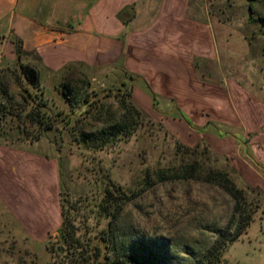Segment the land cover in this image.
Instances as JSON below:
<instances>
[{
    "label": "rangeland",
    "instance_id": "obj_1",
    "mask_svg": "<svg viewBox=\"0 0 264 264\" xmlns=\"http://www.w3.org/2000/svg\"><path fill=\"white\" fill-rule=\"evenodd\" d=\"M188 12L200 29V53L193 63L200 81L209 85V91L201 89L204 96L199 111L189 115L196 122L209 115L219 118L226 137L200 134L183 120L163 116L145 97L141 108L147 119L127 139L92 152L76 139V131L68 132L58 124L57 129L43 134L44 143L51 145L43 143L41 148L59 157L61 185L72 196H101L108 180L135 193L114 224L115 238L138 253L147 254L148 250L157 254L163 264H196L231 218L234 205L221 187L180 178L181 170L196 161V174L207 170L227 173L236 187L244 190L247 201L259 202L251 224L225 246L215 264H264V196L257 193L264 192V167L254 162L251 152L247 157L242 148L245 143L264 164V0H189ZM204 29L209 34L207 41ZM24 61L40 70L51 112H70V129L97 130L122 114L116 94L124 92H118L120 81L129 80L121 67L116 71L76 64L68 71L53 73L32 56ZM7 75V94L14 102L21 101L25 88L38 95L39 90L27 82L20 85ZM64 82L74 88L73 94L78 92L77 101L88 96L89 105L79 106L76 100L73 107L61 103ZM213 86L215 92L209 100L214 108L205 96ZM29 110L27 106L21 116ZM10 124L15 126L9 120L5 127ZM27 127L36 130L32 123ZM8 130L11 136H0L2 141L30 142L16 137V127ZM106 222L103 218L100 227ZM0 239V264L53 262L47 244L57 239V232L50 233L43 243L5 231Z\"/></svg>",
    "mask_w": 264,
    "mask_h": 264
},
{
    "label": "crops",
    "instance_id": "obj_2",
    "mask_svg": "<svg viewBox=\"0 0 264 264\" xmlns=\"http://www.w3.org/2000/svg\"><path fill=\"white\" fill-rule=\"evenodd\" d=\"M188 11L189 0H0V68L16 64L15 40L25 51L23 61L32 56L53 73L76 64L121 67L134 77L132 99L139 108L145 97L153 107L151 90L159 103L155 111L221 139L228 133L219 118L196 122L189 115L199 111L201 89L207 92L209 85L200 81L193 63L200 29ZM211 89L205 96L214 108ZM60 100L67 103L62 95ZM236 140L242 144L240 136ZM43 143L42 138L0 142V233L23 234L36 243L61 224L59 157L41 148ZM242 148L264 167L245 143Z\"/></svg>",
    "mask_w": 264,
    "mask_h": 264
},
{
    "label": "trees",
    "instance_id": "obj_3",
    "mask_svg": "<svg viewBox=\"0 0 264 264\" xmlns=\"http://www.w3.org/2000/svg\"><path fill=\"white\" fill-rule=\"evenodd\" d=\"M261 19L264 22V18L261 17ZM15 53L16 64L13 67L0 68V136L9 138L11 135L8 129L12 130L16 127L18 129L17 138L22 141L28 139L32 142L39 140L45 132L57 129L58 124H62L68 132L76 131V139L86 148L97 152L106 148L107 145L129 138L139 123L147 119L144 111L132 99L134 77L128 75L129 82L120 81V87H118V92L124 91L123 94H116L123 111L122 114L97 130L70 129L69 125L72 121L70 112L54 114L47 106L40 73L34 65L22 60L25 51L22 49L20 40H15ZM7 74L12 75L20 85L27 82L39 90L38 95H31L25 88L26 93H20L21 101L14 102L7 94ZM61 85V95L73 107L78 92L74 91L73 94L74 88L67 82ZM147 91L152 97L153 107L158 108L156 95L151 90L147 89ZM77 102L80 103L79 106H88L90 103L88 96L82 97V100ZM27 106H30L29 112L21 116ZM181 116L184 117L183 115L179 117ZM173 117H178V115L173 114ZM9 120L13 121L15 126L10 124L7 129L5 125ZM186 121L192 124L188 119ZM31 123L35 126L34 132L28 130L27 127ZM197 172L196 161H194L181 170L179 177L213 183L227 192L234 201L231 218L217 234L209 249L196 260V264H215L225 246L236 241L251 224L259 200L247 201L244 190L236 187L225 172L207 170L204 174H196ZM257 193L264 196V192L260 190ZM135 197V193L124 190L112 180H108L103 185L101 196L98 197L88 194L72 196L61 185V224L58 228L57 239L47 244V250L53 259L51 264H101L102 260L103 264H163L157 254L148 252V250L147 254L138 253L128 245L118 243L115 238L114 224L125 205ZM103 218L107 222L105 226L100 227Z\"/></svg>",
    "mask_w": 264,
    "mask_h": 264
}]
</instances>
